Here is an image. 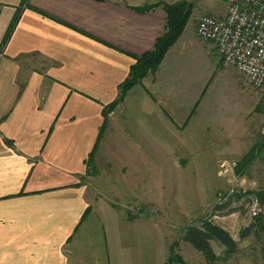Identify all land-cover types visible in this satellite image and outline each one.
<instances>
[{"label": "crops", "instance_id": "crops-1", "mask_svg": "<svg viewBox=\"0 0 264 264\" xmlns=\"http://www.w3.org/2000/svg\"><path fill=\"white\" fill-rule=\"evenodd\" d=\"M155 1L0 0V264H164L89 172L106 157L120 168L132 155L191 153L182 148L210 131L243 125L214 82L237 72L197 37V8L157 71L104 116L165 30L161 8L137 10Z\"/></svg>", "mask_w": 264, "mask_h": 264}, {"label": "rangeland", "instance_id": "rangeland-1", "mask_svg": "<svg viewBox=\"0 0 264 264\" xmlns=\"http://www.w3.org/2000/svg\"><path fill=\"white\" fill-rule=\"evenodd\" d=\"M178 1L139 8L164 11V4ZM182 1L192 4V13L203 10L196 24L201 15H218L214 11L228 4ZM214 77L217 93L235 104L238 100L236 119L243 128H230L228 136L210 131L195 146L182 148L191 153L132 155V165L120 168L106 157L108 162L89 172L100 176L95 190L115 202L133 225L146 228L149 256L162 251L164 264H264V90L253 89L238 73L237 82L218 72ZM224 136L227 146H220ZM207 225L217 230L209 233Z\"/></svg>", "mask_w": 264, "mask_h": 264}, {"label": "built area", "instance_id": "built-area-1", "mask_svg": "<svg viewBox=\"0 0 264 264\" xmlns=\"http://www.w3.org/2000/svg\"><path fill=\"white\" fill-rule=\"evenodd\" d=\"M222 16L203 14L196 34L256 90H264V0H227Z\"/></svg>", "mask_w": 264, "mask_h": 264}, {"label": "trees", "instance_id": "trees-1", "mask_svg": "<svg viewBox=\"0 0 264 264\" xmlns=\"http://www.w3.org/2000/svg\"><path fill=\"white\" fill-rule=\"evenodd\" d=\"M152 7L153 6L137 8V10L140 12H144L152 9ZM192 7L193 6L191 3L182 0L173 4L163 5L166 20L165 30L163 34L156 39L152 50L135 58V62L129 68L127 78L118 86L117 98L111 104L104 108L103 114L105 117L117 106L119 102L123 100L126 93L130 89L139 84L144 77L149 74L153 75L157 71L167 51L176 43V41L181 36L192 14ZM17 18L18 16H15V18L13 19L9 27L7 37L13 29ZM207 228L209 229V233L217 230L210 225H207ZM219 238L222 239V237Z\"/></svg>", "mask_w": 264, "mask_h": 264}]
</instances>
